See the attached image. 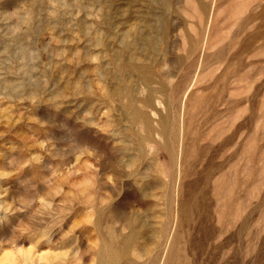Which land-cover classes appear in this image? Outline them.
<instances>
[{"label": "rangeland", "instance_id": "1", "mask_svg": "<svg viewBox=\"0 0 264 264\" xmlns=\"http://www.w3.org/2000/svg\"><path fill=\"white\" fill-rule=\"evenodd\" d=\"M0 264H264V0H0Z\"/></svg>", "mask_w": 264, "mask_h": 264}, {"label": "bare ground", "instance_id": "2", "mask_svg": "<svg viewBox=\"0 0 264 264\" xmlns=\"http://www.w3.org/2000/svg\"><path fill=\"white\" fill-rule=\"evenodd\" d=\"M133 230H134V229H133ZM135 231H137V230H135ZM137 233H138V232H137ZM134 234H135V233H134ZM129 236L132 237L131 234H129ZM129 236H128V237H129ZM128 239H129V238H128ZM111 240H112V239H111ZM124 240H125V239H124ZM124 240H123V241H124ZM130 241H131V240H130ZM111 242H112V241H111ZM127 242H129V241H127ZM124 244H125V243H124ZM119 246H120V245H119ZM157 246H158V245H157ZM127 249H128V248H127ZM110 259H111V258H110ZM116 259H117V258H116ZM119 259H120V258H119ZM96 260H97V259H96ZM57 263H58V262H57Z\"/></svg>", "mask_w": 264, "mask_h": 264}]
</instances>
